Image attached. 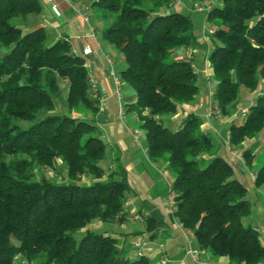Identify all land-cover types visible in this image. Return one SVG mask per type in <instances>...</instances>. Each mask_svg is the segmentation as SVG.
<instances>
[{
    "label": "trees",
    "instance_id": "1",
    "mask_svg": "<svg viewBox=\"0 0 264 264\" xmlns=\"http://www.w3.org/2000/svg\"><path fill=\"white\" fill-rule=\"evenodd\" d=\"M176 2L93 0L89 6L102 23L99 40L123 57L119 80L136 97L128 110L144 133L147 157L173 178V218L210 261L264 264L260 234L242 223L250 215L248 190L216 156L200 117L189 113L175 130L169 127L168 117L195 100L200 81L190 60L174 58L177 49L198 45L190 17L173 10ZM40 12L37 0H0V264L18 257L25 264H151L128 252L126 237L88 228L127 221V173L118 160L107 170L99 165L107 146L94 121L100 107L86 61L66 38L48 42L43 27L28 24V16ZM206 21L212 106L230 118L242 94L252 96L264 81V0H220ZM252 101L241 122L228 126L230 148L257 139L264 127V93ZM22 121L31 125L22 129ZM242 158L250 167L254 155L246 150ZM58 162L66 166L60 181L33 173L54 170ZM253 185L264 186V164ZM140 217L152 240L162 213L150 207Z\"/></svg>",
    "mask_w": 264,
    "mask_h": 264
},
{
    "label": "crops",
    "instance_id": "2",
    "mask_svg": "<svg viewBox=\"0 0 264 264\" xmlns=\"http://www.w3.org/2000/svg\"><path fill=\"white\" fill-rule=\"evenodd\" d=\"M37 1L40 4L41 12L37 16H28L27 22L31 27H43L44 29L47 27L50 30L47 34L49 42H54L60 38H66L72 49L80 55H82L83 48L87 46L91 48L92 52L83 56V58L86 61L90 78L95 87L96 98L99 100L100 111L95 116L94 121L101 134L102 141L109 148L111 164L108 168H113V163L118 160L127 173L130 192L124 205V212L128 215L137 214L141 216L147 215L150 207H155L160 211L159 205L161 203L166 207V192L168 186L172 184L173 178L165 170L164 166L149 161L146 152V142L145 145L142 143L138 133L137 138L132 135V133L136 131L135 127L138 126V119L134 112L128 110V106L135 103L136 97L134 92H129L130 87L124 84H122L120 88L122 94L123 115L120 116L118 113V102L114 95V81L109 75L110 66H108L104 59V56H108V53L103 51L101 44L100 48H98L92 39L88 38L89 26L82 20V15L84 13L82 6L86 5V2L84 0ZM54 5L60 10L61 14L59 17H55L51 12V6ZM175 6H177V4H175ZM98 35L99 31L97 30L96 36L98 37ZM201 43V41H198L199 45ZM203 53L204 57L202 61L199 62V67L197 66L198 61L194 60V57L197 55V50L195 49H177L174 53V58L176 60H190L194 71L198 75L199 73L204 75L203 78L199 75L202 79H200L201 83L199 82L198 86L199 98H204L206 103H201L198 100L195 104L187 105L181 110L180 120L189 113L196 115L195 113L200 110L202 111L201 117L207 121V123L202 124L201 129L204 132H208L211 127L215 126L211 122L217 118V115L212 114L209 116V111L213 105L211 99L213 87L208 81L211 75V69L207 62V54L205 51ZM113 65L116 67V63L112 64V69L114 71ZM122 70L119 71L121 72ZM260 92L264 93V85L261 87ZM243 99L244 103L248 104L252 100V96L244 93ZM238 109H246V106L238 107ZM175 118H177V116H175ZM234 119H236V123L241 122V119H237V117L226 119V121L230 124ZM255 141L256 139L247 140L236 148H230L227 144L226 136L225 144L227 145V152H224L221 158L232 166L235 179L247 188V196H249V191L252 190L254 198L260 202L259 204L263 207L264 212V186L259 188L254 187L253 181L257 170H250L256 161L255 154L252 151ZM246 150H250L254 155L250 167L246 165L245 160L242 158V153ZM114 224L119 227L118 229L112 228L107 231L111 235H114L115 237H126L129 244L139 240L146 242V245L139 250L132 245L134 248V253H132V255H136L138 251H141L143 255L144 253H149L153 260L158 257L160 260V250L157 248L153 249L150 244H147V240H149L150 243L153 239H149L150 233L145 231L142 221H126L121 224ZM100 226H102V224L98 222L97 224L92 225L93 228ZM88 227L90 228V225ZM253 229L257 232H263L264 235V222L260 221L258 226L254 225ZM161 232L162 236L159 235ZM177 236H180V234L173 228L172 221L167 224L163 216L162 228L158 231V234L155 237L162 238V241H168L167 249L170 254H167L165 244L163 245L164 252L162 251V254H167L175 261H179L183 257L185 249L184 241L182 243V241L176 239ZM210 262L213 264H227V261L224 258L219 259L217 262Z\"/></svg>",
    "mask_w": 264,
    "mask_h": 264
},
{
    "label": "rangeland",
    "instance_id": "3",
    "mask_svg": "<svg viewBox=\"0 0 264 264\" xmlns=\"http://www.w3.org/2000/svg\"><path fill=\"white\" fill-rule=\"evenodd\" d=\"M84 1L86 2L85 3L86 5H90L93 0H84ZM219 3H220V0H210V1H207L204 3H196V4L192 3L190 0H177V2H176L177 6H174V8H173V10L175 12H178V13H181L183 15H187L190 17L191 22H192V32H193V35L196 37L197 44H198V41L202 42L200 45L198 44L197 47L195 48V50H197V55L194 57V60L198 61V65H197L198 67H199V62H201L203 57H204L203 52L205 51L206 54L208 55L209 52L212 50L211 38L209 35L210 26H209L208 22L206 21L207 11H208V9L218 5ZM198 7H201L202 10L199 11ZM12 23L17 25V26H23L21 24L20 20L15 19L12 21ZM90 23H91V26H93L96 31H97L96 28H100L102 26L101 22L94 21L92 19V17L90 19ZM45 31L48 34L50 30L46 27ZM99 42L101 44L103 51L108 53V56L112 60L113 63H116V67L113 65V68H114V73H115L116 77L118 78L119 72H120L119 70L125 69V67H126L125 63L123 61L122 55L120 54L119 51H117L116 49H113L112 47H110L106 43H102L100 40H99ZM199 75L202 78L204 77V75L201 73H199ZM200 77H199V80L202 79ZM263 85H264V83L262 80V81H260V86L257 89V91L254 94H252V97H253V95L255 96L260 92L261 87ZM62 92H63V96H65L66 90L63 89ZM129 92L132 93L133 90L130 88ZM198 100L201 103H206L204 98H199V92H198V95L196 96L195 100L193 101V103H190V104H195L198 102ZM252 102L253 101L251 100L248 104H251ZM248 104L244 103L243 94H242L240 101H239V104H238V107H241V106L247 107ZM239 110L240 109H238L234 113V115H232L230 118H232V117L235 118V116H236L237 119H240ZM195 114L200 117V119L202 120V124L207 123V121L203 117H201L202 111L198 110ZM175 116H177V118H175ZM180 116H181V112L177 113L176 115H173L171 117L170 116L168 117V124H169V127L171 130H175L178 127V125L181 121ZM230 118H223L221 116H217V118L213 122H211L215 126L211 127L207 132L215 139V142H216L215 154H216V156L222 157L224 152H227V149H226L227 145L225 144V141H226L227 130H228L229 124L226 121V119H230ZM216 122H218V123H216ZM232 123H236V119L232 120ZM18 125L22 129H26L27 127H29L31 125V123L26 122V121H22V122H19ZM135 128H136V131L139 135V138L141 139L142 143L145 145V139H144L143 131H141L139 129V125ZM252 151L255 154L256 161L254 162V164L250 170L254 171V170H257L261 165L264 164V127L262 128L261 132L259 133V135L255 141V145H254V147H252ZM110 164H111V158L109 155V148L107 147L105 157L102 161L99 162V165L102 168H104L105 170H107ZM65 170H66L65 164L58 162V165L54 170L35 168L33 173L37 177L44 175L47 178H52V179H55L57 181H60L61 180V172L64 175ZM248 195L249 196H247V199H248L249 205H250V215L248 217L244 218L242 220V223L245 227L254 228V225L258 226L260 221L264 222V212H263V207L259 204L260 202L254 198L252 190L249 191ZM167 207H168L167 202H166V207L163 206L162 203L159 205L160 211L165 218V222L168 224L171 221H170V216H169L170 210ZM94 224H97V222H92L90 224V228L92 230H96L98 232L109 231L112 228L118 229V227H119L116 224H102V226H100V227H96V228L94 227L93 228L92 225H94ZM83 233H84L83 231L77 232L73 235V238L76 241H79L80 238L82 237ZM258 233L260 234L261 243H264L263 232L258 231ZM159 235L162 236V232ZM176 239L182 241V243L184 241V239L181 236H177ZM191 240L193 241V243H195V239L193 237L191 238ZM127 241L128 240H126V244H127ZM147 241H148L147 244H150L153 249H155V248L158 249L159 245L163 246L165 244L166 250H167L166 252H167V254H170L168 249H167L168 241H165V240L162 241V238H160V237L153 238V241H151L150 243H149V240H147ZM125 248H126L125 250L128 249L127 245ZM128 252L134 253V248L132 245L129 247ZM144 255L151 262V264H158L159 257L156 258L155 260H153L151 258V255H149V253H146V254L144 253ZM14 264H25V263L21 257H18L15 260Z\"/></svg>",
    "mask_w": 264,
    "mask_h": 264
},
{
    "label": "built area",
    "instance_id": "4",
    "mask_svg": "<svg viewBox=\"0 0 264 264\" xmlns=\"http://www.w3.org/2000/svg\"><path fill=\"white\" fill-rule=\"evenodd\" d=\"M68 1V0H65ZM82 9L84 10V14L82 15V20L85 24H87L89 26V34H88V38L92 39V41L96 44V46L98 48H100V42H99V38L96 36V30L93 26H91L90 24V19H91V10H90V6L89 5H83ZM198 10L201 11L202 8L198 7ZM209 10V9H208ZM51 12L55 17H59L60 16V10L58 9L57 6H51ZM73 53H77L75 50L72 49ZM91 48L89 46L85 47L82 49V56H86L88 54H90ZM104 59L106 61V63L108 64V66H110V71H109V75L112 77L113 81H114V85H115V91H114V95L117 99L118 102V113L120 116L123 115V104H122V94H121V83L120 80L116 77L113 69H112V60L109 58V56L105 55ZM90 83L93 87V91H95V87L93 85V81L90 78ZM247 110L246 109H240L239 110V116L240 118L244 117L246 115ZM218 109L215 106H212V108L209 111V116L210 115H217L218 116ZM236 117V116H235ZM132 135L137 138V132L134 131L132 133ZM166 202H167V206L170 210V216H171V220H172V226L173 228L180 234V236L184 239V245H185V249H184V255L183 257L179 260V261H175L173 259H171L169 256H167L166 254H162L163 251V246L159 245L158 249L161 252V258L158 262V264H213L212 262L209 261L208 259V255L207 252L204 249H200L199 247H197L195 245V243H193V241L191 240L192 236L184 229V227L182 226L181 223H179L177 220H175L173 218V213L175 211V194L172 190L171 185L168 186L167 192H166ZM127 221H142L141 217L137 214L135 215H127ZM132 245L139 249H142L145 245L146 242L139 240L137 242L132 243ZM142 253L141 251L137 252V255L140 256Z\"/></svg>",
    "mask_w": 264,
    "mask_h": 264
}]
</instances>
